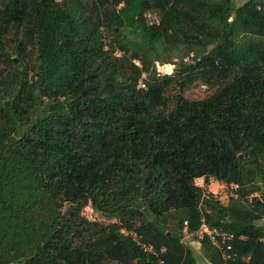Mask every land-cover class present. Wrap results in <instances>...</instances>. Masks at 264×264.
I'll list each match as a JSON object with an SVG mask.
<instances>
[{"label":"trees","instance_id":"trees-1","mask_svg":"<svg viewBox=\"0 0 264 264\" xmlns=\"http://www.w3.org/2000/svg\"><path fill=\"white\" fill-rule=\"evenodd\" d=\"M260 184L264 0H0V264H264Z\"/></svg>","mask_w":264,"mask_h":264},{"label":"built area","instance_id":"built-area-1","mask_svg":"<svg viewBox=\"0 0 264 264\" xmlns=\"http://www.w3.org/2000/svg\"><path fill=\"white\" fill-rule=\"evenodd\" d=\"M136 64L139 65L138 63ZM138 87L144 88L142 82H139ZM193 185L202 191L203 198L211 197L214 201L218 202L223 207H226L228 205L229 198L234 196V192L237 189V185L235 184L227 185L224 182H220L212 178H210L209 181L206 182L204 177L196 178L193 182ZM199 211L201 213L199 228L193 234H189L187 231V223L185 222L183 227L184 236L189 237L191 235H194L200 239H208L210 244L218 251H220L223 260H229L231 255L230 253H228V251L231 250L230 241L232 239V236L224 233L223 231L210 228L205 221L204 214L201 211L200 207ZM90 220L94 221V218ZM121 232L132 237L135 245L139 247L143 253L153 256L156 259V264H165L161 259V254L164 253L165 249L157 251L152 245L142 242L140 237L133 232H127L125 230H122Z\"/></svg>","mask_w":264,"mask_h":264},{"label":"rangeland","instance_id":"rangeland-1","mask_svg":"<svg viewBox=\"0 0 264 264\" xmlns=\"http://www.w3.org/2000/svg\"><path fill=\"white\" fill-rule=\"evenodd\" d=\"M246 1H248V0H233V4H234L235 7H238V6L242 5V4H244ZM148 17L150 18L149 20L151 22H153L155 20V16L154 15H149ZM163 66H171L172 70H171V72L169 74L173 73L174 66H172V65H158L159 74H161V68ZM174 93H176L175 89H173V90H171L169 92V98L171 100H172V96H173ZM208 93H209V91L207 89H204V87L199 84L197 86L189 88L184 93V96L188 100H199V99H202V98L206 97L208 95ZM260 186H261V194L260 193H256L255 196H258V197H260L261 200H264V185L260 184ZM82 213H83V215H85L89 219H93L94 218V221H99V222H102V223H105V224H109V223L112 222V221L100 216L99 214L95 213L91 209V207L89 205L86 206L83 209ZM261 225H264V223L261 224ZM182 242H183V244H185L187 246H190L193 249V254H194V257L196 259V264H209L205 260L204 255L202 253V250L200 249V245H199V243H198L196 238H194V237H185L184 236V237H182Z\"/></svg>","mask_w":264,"mask_h":264},{"label":"water","instance_id":"water-1","mask_svg":"<svg viewBox=\"0 0 264 264\" xmlns=\"http://www.w3.org/2000/svg\"><path fill=\"white\" fill-rule=\"evenodd\" d=\"M166 72V73H165ZM167 74V71L165 70V67L163 66L162 68H161V74ZM6 106L8 107L9 106V103L7 102L6 103Z\"/></svg>","mask_w":264,"mask_h":264}]
</instances>
